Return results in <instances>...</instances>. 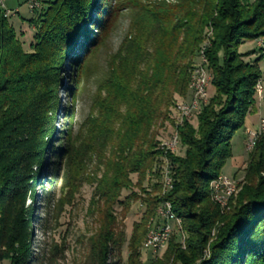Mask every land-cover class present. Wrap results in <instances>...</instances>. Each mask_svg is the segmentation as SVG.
I'll list each match as a JSON object with an SVG mask.
<instances>
[{"label": "trees", "instance_id": "16d2710c", "mask_svg": "<svg viewBox=\"0 0 264 264\" xmlns=\"http://www.w3.org/2000/svg\"><path fill=\"white\" fill-rule=\"evenodd\" d=\"M115 1V7L108 0L40 1L32 14L10 17L0 10V262H55L63 247L46 243L32 251L33 227L48 230L50 217L58 225L87 184L93 187L88 213L95 218L81 241L87 264H141L146 223L165 202L185 239L171 233L163 258L149 264H264V134L248 152L241 190L226 208L213 202L209 189L232 157L234 134L256 112L258 99L264 102V0L135 4V37L117 53L122 73L107 80L105 98L82 129L73 133L68 114L58 128L63 78L95 49L124 3ZM24 21L34 30L29 52L21 41ZM259 41L255 52L240 51L243 43ZM196 57L203 61L199 68ZM199 69L208 74L211 96L192 112L196 126L191 118L175 120L183 155L164 151L153 127L168 120L176 97L192 93ZM166 164L171 189L162 193ZM49 169L59 195L51 192L39 221L35 202ZM124 191L129 194L121 200ZM139 201L144 211L127 240L124 221Z\"/></svg>", "mask_w": 264, "mask_h": 264}, {"label": "rangeland", "instance_id": "374dc122", "mask_svg": "<svg viewBox=\"0 0 264 264\" xmlns=\"http://www.w3.org/2000/svg\"><path fill=\"white\" fill-rule=\"evenodd\" d=\"M44 5L50 0H40ZM119 7L113 12V19L106 29V32L98 37L97 46L92 50L87 58L84 60L81 67L71 70L70 76L63 78V88L58 94L59 99V111L57 117L58 128L64 125L65 115L68 114L70 126L72 127L73 133L77 132L79 128L84 126V123L95 114V109L99 108L101 101L105 98L107 92V80L113 76V74L122 73L123 62L119 60L118 52L120 47L127 41H131L135 37V26L137 6L155 5L159 3L176 4V0H122ZM127 1L129 3H127ZM252 1V0H251ZM21 5L19 6L20 14H25L28 11V3L26 0H20ZM109 6H116L115 0H108ZM133 3V4H132ZM137 6H134V5ZM124 5V7H122ZM6 6L8 8V0H6ZM11 6V3H10ZM12 16L17 14V10L14 8H8ZM29 14H32L28 12ZM140 15V14H139ZM13 21V20H12ZM140 28V27H139ZM33 28L30 27L28 21H24L20 27V34L22 33L21 41L23 48L26 52H29V45L32 42ZM131 39V40H130ZM261 47V41L252 43H243L240 46V51L249 53L256 51ZM254 56H250L245 60H251ZM200 57L194 59V65L196 68L201 67L203 61ZM189 89V87H188ZM206 99L211 96L212 88L209 85L207 88ZM191 91L189 89L188 94L185 98L176 97V103L174 107L169 109V118L167 121L159 120L153 127V133L157 134V140L160 142L168 141L170 135L173 133L175 120L178 118L176 106L182 102H188L191 99ZM264 118V102L263 98L258 99L257 110L255 113L250 114L246 117L244 127L242 130L237 131L232 138V157L221 171L223 177H227V181H233L235 185V192L231 196H236L241 190V182L243 181L244 168H234L233 159L237 156H244L245 164L247 163L248 151L246 150L247 136L244 131L247 129L251 135H254L259 130V119ZM190 119V118H189ZM184 120H188L187 118ZM183 120V121H184ZM190 124L196 126L195 114L189 120ZM82 129V128H81ZM84 130V129H83ZM249 138V137H248ZM184 149L180 146L175 149L174 154L183 155ZM246 166V165H245ZM239 173H238V171ZM94 171L92 167L89 168V172ZM53 169H49L48 175L40 181L39 189L37 192V198L35 202V217L39 221L45 217V206L46 200L52 191H55L56 197H58L59 184L58 178H53ZM58 175V174H57ZM56 175V176H57ZM131 180L133 183L136 182V176L132 175ZM147 186V183H144ZM237 188V189H236ZM93 187L90 185H83L80 192L76 195L75 200L71 206H66L62 213L58 225L53 222V219L49 218L48 230L44 232L39 226L34 225L32 230V239L37 242L32 246V251L35 250L37 245L43 247L46 243L49 245H57L63 247L62 254L60 253L52 264H87L88 250L85 244L86 239L91 235L94 230V220L88 213L89 202L91 198ZM238 190V191H237ZM134 192L139 193L137 189ZM129 194L128 191H124L121 196L123 200ZM31 204V201H29ZM159 209V208H157ZM117 214L120 211V207H115ZM144 211V206L139 201L131 205L130 213L128 214L125 225L126 239H129L131 234L132 224L138 222ZM177 219V218H176ZM151 224V225H150ZM160 225V219L158 215H152L148 219L145 227V235L150 226ZM171 233L178 237V241L181 243L184 241L185 236L178 229L175 222L171 224ZM170 233V235H171ZM143 237V240L145 238ZM169 239V238H168ZM142 240V241H143ZM165 243L163 250L156 255H151L140 247V262L141 264H149L155 260H161L167 249ZM156 256V257H154ZM128 251L126 244L122 249V261H127ZM4 264V263H2Z\"/></svg>", "mask_w": 264, "mask_h": 264}, {"label": "bare ground", "instance_id": "6f19581e", "mask_svg": "<svg viewBox=\"0 0 264 264\" xmlns=\"http://www.w3.org/2000/svg\"><path fill=\"white\" fill-rule=\"evenodd\" d=\"M0 10L2 11L3 15L5 17H7V13H4V10H2V9H0ZM10 16H12V13L9 12V17ZM208 81H209V77L208 76L206 77V73L202 69H199L195 72V75H194L192 82H191V85H190V88L192 90V97H191L189 102L181 103L178 106V108H177L178 118L176 119L177 124H181V122L187 118V113L189 115V118H191L192 112L194 110H196L201 103L206 102L207 99H206V93L205 92H206V88L208 85ZM204 84H205V88H203L204 101H202L201 92L197 91V87H199V85H204ZM257 88L259 89V92H260V93H258V96L261 98L262 97V86L260 83L257 84L256 90H257ZM185 105H191V106H187V110H186ZM261 122H262V124H264V118L261 119ZM260 134H264V125H262V127H260ZM254 145H255V142H253V144L248 145L247 151L248 152L251 151L253 149ZM177 146H178V136H177L176 132H173L170 135V138L168 141L161 142L160 149L167 151V152H174L175 149L177 148ZM168 170H169V168H168V165L166 164L164 174H163L162 193H165L166 191L171 189V179L169 177V171ZM215 183H219V177H217L216 180L211 182L209 185L212 200H213V202H215L216 204L219 205V199L217 197H215L213 194V192H215ZM230 186H231V189H229L228 193L223 194V199L221 202L222 208L227 207L228 199L235 192V185H234L233 181H223V188H230ZM165 211H167V213H172L171 205L167 202L160 205L159 209L156 210V214L158 215L160 220H165ZM173 218L175 220L176 226H180V221L178 219H176L174 214H173ZM159 227H160V225L149 227V229L145 235V238L142 241V249L145 252H147L146 250H147L148 243L153 241L154 234L157 233V229H159ZM171 230H172V226L169 225V231L163 233L164 244L161 245V248L159 249V251H155L154 255L158 254L161 250H163L165 243H167V241H168ZM0 264H2V263L0 262Z\"/></svg>", "mask_w": 264, "mask_h": 264}, {"label": "built area", "instance_id": "2783aa9c", "mask_svg": "<svg viewBox=\"0 0 264 264\" xmlns=\"http://www.w3.org/2000/svg\"><path fill=\"white\" fill-rule=\"evenodd\" d=\"M28 3V11L33 13L35 11H37L40 8V0H27ZM0 9L4 10V13H7V17L9 16V11L7 6H6V0H0ZM208 76V74L206 73V77ZM203 88H205V84L204 85H199V87H197V91L201 92V98L202 101H204V97H203ZM257 95L259 92V89L257 88ZM187 106H191V105H185L186 110H187ZM187 119L189 120V115L187 113ZM262 122L260 120L259 123V130L257 131V133H255L254 135H251L250 133H248L249 138L247 141V145H246V150L248 148V145L253 144V142H256L257 138L260 136V127H262ZM227 177H223V176H219V183H215V192H213L214 196L217 197L219 199V206L221 207V202L223 199V194L228 193L230 188H223V181H227ZM172 222H175L174 218H173V214L172 213H167V211H165V220H160V227L159 229H157V233L154 234V239L153 241H151L150 243H148L147 246V253H150L151 255H154L155 251H159V249L161 248V245L164 244V240H163V233L169 231V225L172 224ZM180 230V227H179Z\"/></svg>", "mask_w": 264, "mask_h": 264}, {"label": "crops", "instance_id": "0c3cea01", "mask_svg": "<svg viewBox=\"0 0 264 264\" xmlns=\"http://www.w3.org/2000/svg\"><path fill=\"white\" fill-rule=\"evenodd\" d=\"M10 3H11V6H10ZM21 5V2L20 0H8V6L9 8H14L17 10V14H20V9H19V6ZM28 12V11H27ZM26 14V13H25ZM261 120V118L259 119V121ZM260 123V122H259ZM259 128V127H258ZM248 133H250L247 129L244 131V134L247 136V139L249 137ZM245 157L244 156H237L235 159H233V164H235L234 168H237L238 167V170L240 169H243L245 168ZM237 170V171H238ZM239 173V171H238Z\"/></svg>", "mask_w": 264, "mask_h": 264}]
</instances>
